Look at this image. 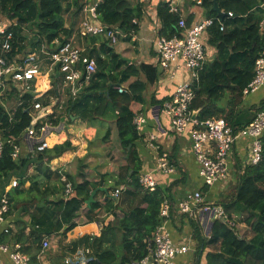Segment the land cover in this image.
Listing matches in <instances>:
<instances>
[{"label": "trees", "instance_id": "trees-1", "mask_svg": "<svg viewBox=\"0 0 264 264\" xmlns=\"http://www.w3.org/2000/svg\"><path fill=\"white\" fill-rule=\"evenodd\" d=\"M88 1L0 0V17L13 23L10 28L14 35L13 50L9 56L33 52L41 54L43 48L52 52L59 44L69 41L74 28H67L66 16L78 17ZM216 1L220 9L231 16L219 18L212 10L214 0H203L201 6L206 18L214 20L208 29V43L217 49V55L200 72L191 110L193 113L198 112L197 120L200 122L224 118L238 133L264 108V100L259 107H244V90L255 78L257 59L264 55V30L261 28L264 0ZM157 15L160 22L159 37L180 36L182 30L178 24L181 18L186 19L188 26L193 23L192 17H184L182 12H171L166 1L158 4ZM97 16L102 24L127 34L125 39L129 40L140 29L145 17V5L143 0H100ZM220 23L224 25L223 30ZM90 38L93 46L102 40L98 50L93 48L86 54L96 60L97 72L75 98L69 91L71 98L68 109L86 121L101 117L116 123L127 164L120 169L109 191L104 192L108 198L104 204L95 201L89 207L87 201L95 184L87 179L77 182L70 175L63 181L60 171L51 170L48 164L71 149L69 141L37 151L28 159L13 158L15 147H20L28 129L35 125L39 132L45 124H58L61 121L60 117L50 114L35 124L39 114L47 111L50 102L49 99L40 98L37 101L42 103V109H35L36 95L33 92L21 98V104L12 114L0 106V136L4 142L0 157V196L4 192L1 184L5 179L34 163L35 172L22 173L18 185L8 193L9 210L5 218L11 216L20 205L24 215L30 217L28 234L25 233V222H17L18 230L11 237L14 244H21L23 252L28 255L31 249H35V255H30L34 261L44 239L59 233L66 235L75 229L82 208L87 206L88 222H104L100 218L103 212L113 215L114 219L104 226L99 235L87 234L65 246L63 255H74L78 249L85 248L90 250L91 258L87 264H140L150 256L152 240L162 222L161 206L169 198L167 193L171 187L163 190L158 186L157 190L150 192L140 185L142 161L136 142L141 136L134 124L136 113L132 111L131 105L145 103V83L136 80L124 93H119L115 86L122 73L113 74L108 69L111 62L104 58V55L111 54V58L114 56L117 61V69L121 68L122 62L115 56L114 45L103 37ZM45 62L50 63L49 60ZM128 69L136 74L135 68ZM122 76L121 84L125 81V76ZM85 77L82 78L83 83ZM110 83L113 85L110 86ZM56 92L52 90L50 95L54 96ZM242 169L243 165H240L236 184L220 196L216 205L221 206L235 224L249 226L252 234L249 238L240 237L236 228L215 219L207 240H201L202 245L209 248L205 264H264V136L260 162L247 165L241 174L239 171ZM28 182L30 186L25 188ZM69 183L74 193L68 197L66 189ZM117 190L120 191L119 197L114 199L111 192L114 194ZM21 195L22 199L19 198ZM11 234L9 228L8 232H4V245H9L6 239ZM194 264H201L199 254Z\"/></svg>", "mask_w": 264, "mask_h": 264}, {"label": "crops", "instance_id": "crops-1", "mask_svg": "<svg viewBox=\"0 0 264 264\" xmlns=\"http://www.w3.org/2000/svg\"><path fill=\"white\" fill-rule=\"evenodd\" d=\"M161 1L166 0H143L145 17L141 22L139 31L129 40L125 39L127 37H121L119 43L114 45L115 56H117L118 61L122 62L121 68L117 69V61L113 58L114 56L111 58V54L104 55V58L109 59L107 61L111 62L108 69L113 74L122 73L125 76V81L121 84L120 80L123 76L121 74L119 75V82L115 86L116 89L118 87L127 89L136 80H140L146 85V91L144 93L145 103H132L131 105V109L136 113V116L143 115L147 120L146 124L143 125L141 133H139L141 139L136 142L137 150L142 161L141 173L151 171L154 168L158 153L168 152L171 160L175 162V174H156L159 186L163 190H168L171 187V191L167 193L169 197L167 200L172 204V211L170 219L165 222V227L170 232L176 244L190 245L191 249L186 255L178 256L175 264H194L198 254L199 258H201V264H205L206 254L209 252V248H205L201 240H207L215 217L213 213H206L203 210V206L205 204H217L219 197L224 193V190L230 183L234 181L236 184L237 169L240 165H243L249 155L250 139L241 138L237 141L231 155V176L229 181L223 184L219 183L213 187L205 186L199 175L198 164L195 160L190 137L187 134L178 135L171 132L170 119L160 110L162 104L171 98L179 84L191 80L190 73L184 69L177 70L174 74H171L163 71L158 64L155 42L158 36L157 29L158 31L160 29L157 6ZM180 12H182L184 17H192L193 23H197L206 18L204 8L197 6L194 2L181 3ZM66 18L68 20L66 24L67 28H74L69 38V41H72L74 46L84 49L85 54H88L93 48L96 50L100 48L102 40H99L93 46L90 44L91 38H83L78 33L82 22L87 18V14L85 15V13L81 12L78 17L71 18L67 15ZM204 40L207 53L206 63L212 62L217 55V49L208 43V32ZM130 67L135 68L137 75L131 73L128 69ZM79 69H81L80 66ZM54 77L55 80L52 77L50 81V77H48L50 87L48 92H45L47 91L46 87L41 82L40 84L38 82L35 83L33 88L36 89L35 93L37 95H43L41 99L46 98L50 102L47 105L48 112L41 117V120L51 114L55 115V117H60L61 121L58 124H49V127L40 136V139L29 137L25 134L19 147V157L28 159L30 156L37 154V146L41 142H47L48 148H53L56 145L69 141L72 144L71 149L66 151L62 156L53 159L48 164L51 170L53 172L60 171L62 180L66 179L67 175L72 176L77 182H81L82 179L89 180L95 184L92 191L99 188L101 183L109 191V186L115 182V178L119 175L120 169L127 164L119 140L116 123L113 120H105L101 117L86 121L80 116L72 114L68 109L69 99L71 98L69 95V91L71 92L70 87L64 84L63 77L59 73L56 72ZM79 83L80 85L83 84L80 89L81 91L84 86L82 79ZM109 85L112 86L113 84L110 83ZM52 90L57 91L56 95H50ZM76 96L73 97L75 98ZM263 100L264 87L256 93L245 97L244 107L246 109L254 106L259 107ZM161 102L162 104L160 105L159 103ZM7 105L10 107L11 112H14L17 107L16 98H10ZM11 112L10 114H12ZM43 113L41 112L39 116ZM108 135H110L109 138H107ZM151 135L157 137L156 141L153 142L155 148H152L151 143L148 141ZM35 167L36 165L32 163L28 168L23 167L20 172L13 173L5 179L1 184L4 186L3 194H8L18 185L22 173H34ZM14 182L17 183L16 186H14ZM175 182L180 184L173 185ZM29 186L30 183L28 182L25 188H29ZM196 191H201L204 194L206 202L198 207L196 216L191 218L181 214L178 211L177 205L187 198L188 195ZM3 194L0 196L1 198ZM111 195L115 196L112 192ZM19 198L22 199V195ZM107 198L108 196L104 192H98L95 201L104 204ZM86 212L87 206L82 208L77 219L78 226L71 232L66 235L59 233L47 237L50 241V248L46 250L41 249L37 253V258L34 261L31 260L30 255H35L36 250L31 249L29 264H68L66 260H71V258L72 262L70 264H74L77 259L75 258L76 254L84 258L85 255L79 253L83 248L78 249L74 255L66 256L63 255V249L84 235H99L104 226L114 219L113 215H108L103 212L100 218L104 222H88ZM21 221L25 222L27 226L25 233L28 234L30 230V217L24 215L21 205L11 216L5 218L4 221H0V246L4 245L2 243V236L5 229L8 228L12 231V234L8 237L9 239H6V244H14V240H11V237L18 230L17 222ZM0 258L3 264H14L9 258V255L1 251ZM150 264L153 263L151 262Z\"/></svg>", "mask_w": 264, "mask_h": 264}, {"label": "built area", "instance_id": "built-area-1", "mask_svg": "<svg viewBox=\"0 0 264 264\" xmlns=\"http://www.w3.org/2000/svg\"><path fill=\"white\" fill-rule=\"evenodd\" d=\"M100 0H90L85 2L82 10L87 18L84 19L80 28L79 35L83 38L103 37L112 45L119 43L121 37H127L117 28H110L98 20L97 6ZM169 3L171 12H180V4L183 2H194L201 6L203 0H166ZM231 16V14H229ZM220 21V20H219ZM214 20L205 18L197 23L188 26L186 19L181 18L178 27L182 30L180 36L172 38L157 36L155 46L160 68L168 73L184 69L190 73V81L183 82L177 86L175 92L169 100L161 107V111L170 119V131L183 135L187 134L192 141V149L195 160L198 164L199 175L205 186L213 187L219 183L228 182L231 176L230 160L233 149L237 141L241 138L250 139L249 155L243 163V169L247 165H257L262 156V138L264 136V108L257 114L256 118L244 129L235 133L233 128L228 125L224 118H211L200 122L193 119L191 105L195 99V85L199 82L200 72L203 70L206 61V43L205 35ZM221 24V30L224 25ZM13 23L5 17H0V106L4 107L10 114L11 109L7 105L10 98L15 97L17 106L21 104V98L28 92H33L35 109L41 110L42 103L39 100L43 95H37L36 89L33 88L35 83L41 82L46 87L45 92L49 90V81L57 73L63 77L64 84L70 87L73 96H76L83 84L80 80L85 75V83H88L91 77L97 72V63L94 58L85 54V50L73 45L72 41L59 44L57 49L50 52L46 48L29 54H18L9 56L13 50L14 35L10 32ZM261 28L264 30V19L261 22ZM157 29V33H158ZM45 56V57H44ZM49 60V64L45 62ZM181 62V63H180ZM79 66L81 69H79ZM264 87V55L257 59L255 65V78L250 85L244 90V96H250ZM119 93H124L126 89L117 88ZM45 94V93H44ZM48 111L44 112L37 118L35 124L41 120V117ZM13 113V112H11ZM147 120L143 115H138L134 119V124L138 133H141L143 125ZM45 124L38 132L35 125L28 129L27 135L40 139V136L49 127ZM157 137L151 135L148 141L154 147L153 142ZM48 148L47 142H41L37 146V151H44ZM4 151V142L0 136V157ZM20 148L15 147L13 158L19 157ZM243 169L239 172L242 174ZM173 175L176 173V167L172 163L171 156L168 152L158 153L155 166L151 171L140 174V185L143 189L154 192L159 186L156 174ZM64 179L63 181H65ZM14 182V186H16ZM74 193L73 186L67 185L66 194L71 196ZM120 191L117 190L114 195L119 197ZM0 221L5 220V214L9 210L8 194H3L0 201ZM204 194L201 191L193 192L188 195L178 205V211L188 217L194 218L197 209L205 203ZM203 210L206 213H213L215 219L221 220L231 228L236 224L228 218L221 206L216 204H205ZM172 204L165 199L160 210L161 224L158 227L152 240L150 256L141 261L140 264H175L178 256L186 255L190 252V245H178L174 242L171 234L165 227V222L171 217ZM8 232V229H5ZM50 248V241L45 238L42 249ZM0 251L8 254L14 264H29L30 257L23 252L22 245H1ZM80 254L85 257L81 258L76 254L74 264H87L91 258L90 250L83 248ZM71 260H66L70 264ZM0 264H3L0 258Z\"/></svg>", "mask_w": 264, "mask_h": 264}, {"label": "water", "instance_id": "water-1", "mask_svg": "<svg viewBox=\"0 0 264 264\" xmlns=\"http://www.w3.org/2000/svg\"><path fill=\"white\" fill-rule=\"evenodd\" d=\"M212 10L215 11V12L217 13L218 17L221 18V19H224L225 17H227V16L229 15L228 13H225V12H223V11L220 9V7H219V5H218V3H217L216 0H214V6H213ZM197 115H198V112H194V113H193V119H197ZM102 185H103V183H101V186H100L99 188H97V189H95L94 191H92V193H91V195H90V198H89L88 201H87V206L90 207V205H91L93 202H95V197H96V195L98 194L99 191H100V192H106V193L108 192L107 189L104 188ZM112 197H113L114 199L116 198L115 196H112Z\"/></svg>", "mask_w": 264, "mask_h": 264}, {"label": "rangeland", "instance_id": "rangeland-1", "mask_svg": "<svg viewBox=\"0 0 264 264\" xmlns=\"http://www.w3.org/2000/svg\"><path fill=\"white\" fill-rule=\"evenodd\" d=\"M234 184H235L234 181H232L230 183V185L224 190V193H227V191H229L232 187H234ZM235 228H236L237 233L240 235V237L249 238L252 234L249 226H247L245 224H237V222H236ZM203 260H204V258H203Z\"/></svg>", "mask_w": 264, "mask_h": 264}]
</instances>
